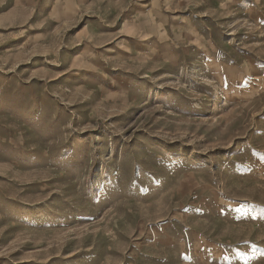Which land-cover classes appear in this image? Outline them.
Returning <instances> with one entry per match:
<instances>
[{
	"label": "rangeland",
	"instance_id": "374dc122",
	"mask_svg": "<svg viewBox=\"0 0 264 264\" xmlns=\"http://www.w3.org/2000/svg\"><path fill=\"white\" fill-rule=\"evenodd\" d=\"M0 264H264V0H0Z\"/></svg>",
	"mask_w": 264,
	"mask_h": 264
}]
</instances>
